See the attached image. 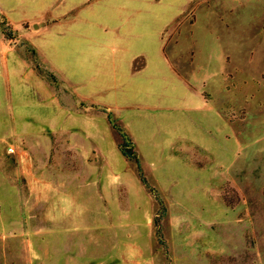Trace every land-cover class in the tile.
I'll list each match as a JSON object with an SVG mask.
<instances>
[{
    "label": "rangeland",
    "instance_id": "rangeland-1",
    "mask_svg": "<svg viewBox=\"0 0 264 264\" xmlns=\"http://www.w3.org/2000/svg\"><path fill=\"white\" fill-rule=\"evenodd\" d=\"M7 10L31 21L0 14V264H264V0Z\"/></svg>",
    "mask_w": 264,
    "mask_h": 264
},
{
    "label": "crops",
    "instance_id": "crops-1",
    "mask_svg": "<svg viewBox=\"0 0 264 264\" xmlns=\"http://www.w3.org/2000/svg\"><path fill=\"white\" fill-rule=\"evenodd\" d=\"M10 10H7V0H0V14L1 15H3L8 21H10L11 23H14V22H20V21H22V22H28V21H31V20H23V19H16V18H13L12 17V15L10 14V12H9ZM55 23L56 22H58V20H53ZM49 22H52V21H49ZM45 28H47V26H41V31L42 30H44ZM40 32V31H39ZM38 49V48H37ZM39 50V49H38ZM39 53H40V50H39ZM42 56V55H41ZM134 62V61H133ZM47 64H48V67L51 69V70H53V72H55V73H57V75L59 76V77H61L63 80H65V82L67 83V86L75 93V95L79 98V99H81V100H83V101H89V102H92V103H95L94 101H92V100H89V99H86V97H84V96H81V95H79V93L77 92V91H75L70 85H69V83L66 81V79L65 78H63L60 74H59V72H58V70H57V68L55 67V66H52L51 65V63L49 62V61H47ZM143 67L144 66H139V67H137L136 69H138V71L139 70H141V69H143ZM133 68H134V66H133ZM55 76H56V74H55ZM57 77V76H56ZM46 82V81H45ZM51 85V84H50ZM52 87H53V89H54V93H55V95L58 97V101H59V104L60 105H64V104H61V100H60V97L57 95V91L55 90V87L53 86V85H51ZM96 104V103H95ZM97 104H105V103H97ZM74 107H75V104H73V109H74ZM75 110H77V111H87L86 109H75ZM49 135H50V139L52 140V137H56L55 136V134L54 133H50V132H47ZM52 146H54V145H52ZM52 148V147H51ZM51 148H50V150H49V152L51 151ZM30 149H28V151H29ZM30 152H31V150H30ZM255 156H258L257 155V153H256V155ZM254 156V157H255ZM261 156V160H260V157H259V160H260V167H257V168H255V169H257L258 170V172H259V180H258V182H256L257 183V186H259V188H260V203L262 204V205H264V159H263V156L262 155H260ZM255 158H257V157H255ZM38 160V159H37ZM249 161V170H250V173L252 172V170H253V163H252V158H251V156H250V159L249 160H247V162ZM21 161H19V163H20ZM39 172V171H38ZM250 176H251V174H250ZM250 184H252L251 182H252V179H251V177H250ZM28 183H29V179H28ZM261 205V206H262ZM263 207V206H262ZM260 231L262 232L261 233V235L259 236V242L260 243H263L262 244V246H263V248L262 249H264V227H261V229H260ZM263 253H264V250H263Z\"/></svg>",
    "mask_w": 264,
    "mask_h": 264
},
{
    "label": "trees",
    "instance_id": "trees-1",
    "mask_svg": "<svg viewBox=\"0 0 264 264\" xmlns=\"http://www.w3.org/2000/svg\"><path fill=\"white\" fill-rule=\"evenodd\" d=\"M2 34L4 35V37L6 39H7V37L9 38V36L4 31L2 32ZM34 69L37 70L38 73L41 74L45 78L46 81L48 80L49 82H51L53 84L56 83L58 78L55 76L54 73L47 72V71H44V73H42L41 71H39V66H36V65L34 66ZM114 127L120 132V128L118 126H114ZM120 134H121V142L119 144V150H120L121 154L123 156H125L126 158H128L130 160H133L135 162L140 181L144 185L149 187L145 177L142 174L141 167H140L136 152L133 150L132 147H130L128 145V141L126 139V135L124 133H122V132H120ZM149 188H150V190H154L152 187H149Z\"/></svg>",
    "mask_w": 264,
    "mask_h": 264
},
{
    "label": "built area",
    "instance_id": "built-area-1",
    "mask_svg": "<svg viewBox=\"0 0 264 264\" xmlns=\"http://www.w3.org/2000/svg\"><path fill=\"white\" fill-rule=\"evenodd\" d=\"M8 150L11 151V152H13V151H14L13 146H9V147H8Z\"/></svg>",
    "mask_w": 264,
    "mask_h": 264
}]
</instances>
